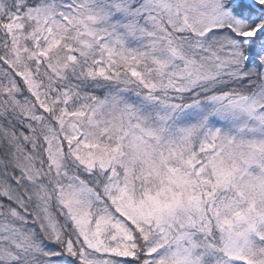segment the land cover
<instances>
[{"label":"snow or ice","instance_id":"obj_1","mask_svg":"<svg viewBox=\"0 0 264 264\" xmlns=\"http://www.w3.org/2000/svg\"><path fill=\"white\" fill-rule=\"evenodd\" d=\"M0 264H264V0H0Z\"/></svg>","mask_w":264,"mask_h":264}]
</instances>
